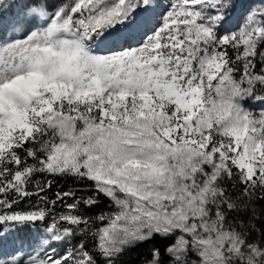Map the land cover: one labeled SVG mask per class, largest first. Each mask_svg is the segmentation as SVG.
Segmentation results:
<instances>
[{"label": "snow or ice", "instance_id": "1", "mask_svg": "<svg viewBox=\"0 0 264 264\" xmlns=\"http://www.w3.org/2000/svg\"><path fill=\"white\" fill-rule=\"evenodd\" d=\"M0 264H264V0H0Z\"/></svg>", "mask_w": 264, "mask_h": 264}, {"label": "trees", "instance_id": "2", "mask_svg": "<svg viewBox=\"0 0 264 264\" xmlns=\"http://www.w3.org/2000/svg\"><path fill=\"white\" fill-rule=\"evenodd\" d=\"M73 186V181L71 179H59L56 184H54L53 191L67 189L68 187ZM105 205H101L98 209H93V212L99 211L104 208Z\"/></svg>", "mask_w": 264, "mask_h": 264}]
</instances>
